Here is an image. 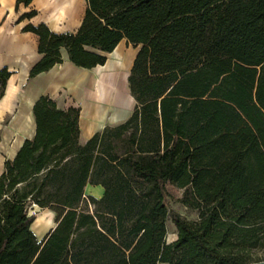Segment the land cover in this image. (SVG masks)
<instances>
[{"label": "trees", "instance_id": "trees-1", "mask_svg": "<svg viewBox=\"0 0 264 264\" xmlns=\"http://www.w3.org/2000/svg\"><path fill=\"white\" fill-rule=\"evenodd\" d=\"M87 5L75 33L25 26L44 54L30 77L61 62L62 47L78 66L105 64L127 38L140 46L129 76L135 109L82 144L78 108L35 102L36 133L0 175V264L263 261L253 250L264 244V0ZM10 76L0 70V99ZM87 184L102 185L103 197ZM169 186L198 220L169 207ZM34 205L56 212L42 240Z\"/></svg>", "mask_w": 264, "mask_h": 264}, {"label": "crops", "instance_id": "crops-1", "mask_svg": "<svg viewBox=\"0 0 264 264\" xmlns=\"http://www.w3.org/2000/svg\"><path fill=\"white\" fill-rule=\"evenodd\" d=\"M87 6V0H33L29 5L21 3L18 7L17 0H0V70L6 68L11 72L0 99V175L6 161L13 159L24 141L35 135L33 107L43 95L62 108L80 110L82 144L104 128L127 120L133 113L136 100L129 88V76L140 46L127 38L106 53L105 64L92 68L78 66L70 60L67 48L62 47L61 62L30 77L31 69L44 54L38 49L39 36L26 31L25 26L45 23L53 32L75 33L82 24ZM33 9L38 12L36 16L21 20ZM85 190L97 199L105 193L102 185L87 184ZM43 209L44 238L57 223L56 212ZM34 222L31 229L35 233Z\"/></svg>", "mask_w": 264, "mask_h": 264}, {"label": "rangeland", "instance_id": "rangeland-1", "mask_svg": "<svg viewBox=\"0 0 264 264\" xmlns=\"http://www.w3.org/2000/svg\"><path fill=\"white\" fill-rule=\"evenodd\" d=\"M169 196H168V204L169 207L178 211L183 217L187 218L188 220H198L199 213L197 210L191 209L187 206H185L181 201L180 198L182 196V190L175 188L173 186L168 187ZM31 214H35L36 217L40 215L36 221L34 222V225L32 226L33 229L37 227V230H35V233L38 237V239L42 240V233L46 228V222L45 216H42V214L45 213L44 209L39 208L38 206H33V208L30 209ZM42 238V239H41ZM177 238V228L175 224L172 222L171 218L168 219L167 222V241L172 242ZM253 254L256 257H263L264 256V244L256 249L253 250Z\"/></svg>", "mask_w": 264, "mask_h": 264}, {"label": "water", "instance_id": "water-1", "mask_svg": "<svg viewBox=\"0 0 264 264\" xmlns=\"http://www.w3.org/2000/svg\"><path fill=\"white\" fill-rule=\"evenodd\" d=\"M249 264H264V260L263 261H259V262L249 263Z\"/></svg>", "mask_w": 264, "mask_h": 264}, {"label": "built area", "instance_id": "built-area-1", "mask_svg": "<svg viewBox=\"0 0 264 264\" xmlns=\"http://www.w3.org/2000/svg\"><path fill=\"white\" fill-rule=\"evenodd\" d=\"M34 206H36V205H34Z\"/></svg>", "mask_w": 264, "mask_h": 264}]
</instances>
